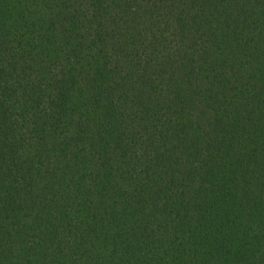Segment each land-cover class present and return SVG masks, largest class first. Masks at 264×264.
I'll return each mask as SVG.
<instances>
[{
	"label": "trees",
	"instance_id": "obj_1",
	"mask_svg": "<svg viewBox=\"0 0 264 264\" xmlns=\"http://www.w3.org/2000/svg\"><path fill=\"white\" fill-rule=\"evenodd\" d=\"M0 264H264V0H0Z\"/></svg>",
	"mask_w": 264,
	"mask_h": 264
}]
</instances>
